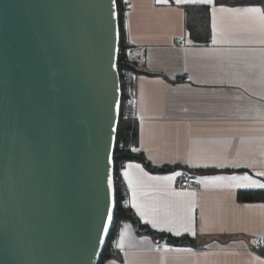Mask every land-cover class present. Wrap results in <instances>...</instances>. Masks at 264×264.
Masks as SVG:
<instances>
[{"label": "crops", "instance_id": "crops-1", "mask_svg": "<svg viewBox=\"0 0 264 264\" xmlns=\"http://www.w3.org/2000/svg\"><path fill=\"white\" fill-rule=\"evenodd\" d=\"M123 2L129 43L145 47L147 56L137 82V152L151 168L170 171L155 173L137 161L124 165L121 178L132 220L117 225V244L123 233V247L116 244L117 251L103 264H264V244L256 242L264 239V203H241L237 196L264 189L228 187L235 182L210 179L248 175L264 183V176L257 175L264 171V43L259 33L218 17L217 43H212L211 28L210 41L197 44L188 33L185 9L210 10L211 5ZM243 6L253 5H228ZM128 164L139 167L127 169ZM126 169L133 188L123 175ZM183 171L199 173L197 187L176 188ZM168 176L174 179H158ZM133 190L136 202L155 213L143 218L137 213ZM189 208L195 235L184 230ZM154 218L156 228L146 223ZM164 220L174 231L166 230ZM168 235L196 239L198 247H176L162 238Z\"/></svg>", "mask_w": 264, "mask_h": 264}, {"label": "water", "instance_id": "water-1", "mask_svg": "<svg viewBox=\"0 0 264 264\" xmlns=\"http://www.w3.org/2000/svg\"><path fill=\"white\" fill-rule=\"evenodd\" d=\"M119 30L116 0H0V264H98Z\"/></svg>", "mask_w": 264, "mask_h": 264}, {"label": "trees", "instance_id": "trees-1", "mask_svg": "<svg viewBox=\"0 0 264 264\" xmlns=\"http://www.w3.org/2000/svg\"><path fill=\"white\" fill-rule=\"evenodd\" d=\"M119 14V36H120V48L121 54L118 56L119 71L121 74L122 68H129L127 64L129 57L125 54V42L126 36L124 27V12L125 8L121 3V0H116ZM220 5H264V0H216ZM187 22L186 27L190 38L197 44H205L211 39V27H210V10L205 6H188L186 7ZM128 65V66H127ZM131 67V66H130ZM120 112V119L117 129L116 144L114 149V179H115V210L113 216L114 227L110 230L105 247L100 255L98 264H103L104 260L110 257L114 252L110 251L109 241L114 234L113 229L115 226L123 221L132 220L131 208L128 206V191L124 186L121 178V170L128 162L137 161L142 163L146 168L155 173H164L170 171V169H157L151 168L146 162L143 155L137 151L130 150V146L138 145L139 142V125L137 119L123 118V113ZM216 173V171H209ZM238 200L241 203H264V191H239ZM162 238H168L174 243L176 247H198L196 239L189 237L176 238L170 235L162 236Z\"/></svg>", "mask_w": 264, "mask_h": 264}, {"label": "snow or ice", "instance_id": "snow-or-ice-1", "mask_svg": "<svg viewBox=\"0 0 264 264\" xmlns=\"http://www.w3.org/2000/svg\"><path fill=\"white\" fill-rule=\"evenodd\" d=\"M166 2V0H165ZM177 4H201V5H211L210 9V16H211V28H212V43H217V19L223 21L225 18H229L233 21L241 23L249 27L250 30H255L259 33L261 37V42L264 43V5L261 6H243V7H228L225 5H218L216 0H176ZM190 42V41H189ZM264 71V69H262ZM134 167H139V165L128 164L127 169H131ZM125 170L123 175L125 179L128 180L129 188H133V182L130 178V174L128 170ZM257 175L264 176V171L258 172ZM158 179H165L171 181L174 179L172 176L158 178ZM213 181H233L235 183L228 184V187H235V188H261L264 189V183H260L258 180H253L248 175L243 176H216L210 178ZM109 185H111V180L108 181ZM138 183H140L138 181ZM133 201L132 206L136 209L137 213L143 218L148 213H155L156 209L154 208H145L141 204L136 202V192L133 190ZM175 195H183V193H175ZM107 219L109 223L112 222V216L109 214L107 215ZM188 223L184 227L185 231L192 232L195 235V232L192 228V216H191V208H189V215L187 217ZM146 223H151L153 228L157 227V220L154 218L151 221H146ZM164 223L169 224L167 227V231L171 232L174 231V227L172 226V222L168 220H164ZM107 231V229H104ZM163 230V229H162ZM176 235H180V231L175 232ZM121 240L120 243L117 244V247H123V233H120ZM166 251L168 249H165ZM190 251V249H189Z\"/></svg>", "mask_w": 264, "mask_h": 264}, {"label": "built area", "instance_id": "built-area-1", "mask_svg": "<svg viewBox=\"0 0 264 264\" xmlns=\"http://www.w3.org/2000/svg\"><path fill=\"white\" fill-rule=\"evenodd\" d=\"M123 4V0H121ZM125 42V54L129 57L127 64L129 68H122L121 74L119 71V65L117 61V67L119 71L120 77V88H121V109L123 113V118L127 119H137L136 114V103H137V82L139 74L144 72L143 64L147 61L146 56V48L143 46L134 47L129 43V39L127 35L124 38ZM120 44V39H119ZM121 48L119 45L118 48V56L121 54ZM127 65V66H128ZM131 66V67H130ZM138 120V119H137ZM130 150L139 151V147L136 145L130 146ZM199 184V173L196 171H183L176 181V188L178 190H190L197 187ZM114 222H112V227H114ZM114 234L109 241L110 251H117L116 244L118 240V229L115 226L113 229ZM258 244H264V240L262 238H258L256 240Z\"/></svg>", "mask_w": 264, "mask_h": 264}, {"label": "rangeland", "instance_id": "rangeland-1", "mask_svg": "<svg viewBox=\"0 0 264 264\" xmlns=\"http://www.w3.org/2000/svg\"><path fill=\"white\" fill-rule=\"evenodd\" d=\"M263 239V238H262ZM264 240V239H263ZM258 244V243H257ZM260 245H263V244H260Z\"/></svg>", "mask_w": 264, "mask_h": 264}]
</instances>
